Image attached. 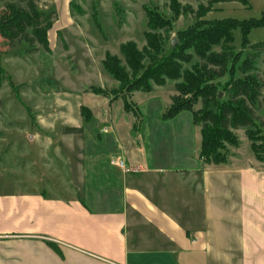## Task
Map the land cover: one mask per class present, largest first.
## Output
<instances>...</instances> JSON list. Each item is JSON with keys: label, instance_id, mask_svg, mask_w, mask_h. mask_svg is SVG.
<instances>
[{"label": "crops", "instance_id": "1", "mask_svg": "<svg viewBox=\"0 0 264 264\" xmlns=\"http://www.w3.org/2000/svg\"><path fill=\"white\" fill-rule=\"evenodd\" d=\"M164 112L102 116L86 191L0 189V264H264V160L207 163L200 128Z\"/></svg>", "mask_w": 264, "mask_h": 264}, {"label": "rangeland", "instance_id": "2", "mask_svg": "<svg viewBox=\"0 0 264 264\" xmlns=\"http://www.w3.org/2000/svg\"><path fill=\"white\" fill-rule=\"evenodd\" d=\"M113 1L120 6V14L116 13ZM250 1L247 5L237 1L214 2L209 12L195 16L200 1L178 0L192 10H183L185 14L176 17L171 0H39V8L52 14L48 49L38 43L29 45L23 40L10 41L0 36L1 63L17 88L12 90L4 80L0 89V189L44 188L67 196L86 191L91 175L102 169L98 164H102L104 158L110 160L103 154L111 144L105 131H101L107 124L102 116L110 111H124L135 117V112L138 123L141 113L151 118L171 105L172 96L178 95L175 81L167 80L162 86L152 84L149 92L128 94L106 73L101 63L107 51L123 59L119 46L128 40L142 48L147 29L145 9H156L171 22L168 34L163 29L157 30L163 37L166 55L171 50V38L177 40L178 32L197 20L258 18L264 11V0ZM5 2L0 0V16ZM202 2L206 4V0ZM80 10L84 14L81 15ZM232 35L231 42L212 46L216 53L226 52L228 48L234 54L241 53L237 60L230 59L226 75L210 81L217 86L220 101L227 99L228 90L224 87L233 72L235 78L255 72L262 76L264 52L259 53L255 64L251 65L246 55L252 49L250 45L242 47L240 29H234ZM248 39L250 43L264 39V28L252 29ZM184 55L188 58V62L181 63L184 71L201 63L193 50L185 51ZM243 65L254 66L255 70L242 73ZM92 88H100L102 92L97 94ZM261 94L264 95V87ZM202 106L201 101L196 102L193 112L198 114ZM208 108L213 112L218 110L214 104ZM181 112L179 121L193 120V112ZM255 123L259 131L252 133L257 139L264 135V107L255 111ZM193 124L200 128V135L201 123L193 121ZM69 127L78 130L67 133L65 130ZM231 131L237 145L225 143L221 152L226 160L238 156V152L254 153L245 127ZM256 142V155L264 158V142Z\"/></svg>", "mask_w": 264, "mask_h": 264}, {"label": "trees", "instance_id": "3", "mask_svg": "<svg viewBox=\"0 0 264 264\" xmlns=\"http://www.w3.org/2000/svg\"><path fill=\"white\" fill-rule=\"evenodd\" d=\"M39 0H6L5 9L0 16V36L10 41L23 40L29 45L38 43L44 49L49 48L48 28L51 26L52 14L45 13L38 6ZM198 4L195 16L203 15L211 10L214 2L237 1L247 5L250 0H206ZM112 5L117 14L121 9L116 1ZM172 10L176 17L190 12L189 6L181 5L178 0H171ZM146 31L144 32L145 44L142 48L133 40L123 42L119 51L123 59L107 51L102 60L103 69L108 75L118 82L119 87L125 93L135 91L149 92L152 84L165 85L167 80L174 82L178 95L172 96L171 105L162 115L163 119H170L181 111L193 112V104L201 101L203 104L199 113L193 112V121L201 123V147L199 156L207 163H224L225 155L221 150L225 149V143L237 145V138L231 129L245 127L251 142V149L257 156L256 141L264 142V135L253 137V130H258L255 123V111L264 107V95L261 89L264 87V58L262 76L246 74L244 78H235L233 74L226 83L224 89L228 90L227 99L220 101L217 86L210 83L216 77H222L229 72L228 62L232 57L237 60L241 53H233L230 48L226 52L216 53L212 46L223 44V41H232V31L240 29L242 47L250 45L251 53L246 55L251 65L264 52V39L250 43L248 35L254 28H264V11L258 18L237 20L225 18L221 20H197L195 24L186 30L178 32L177 43L171 46L168 54L163 53V37L157 32L163 29L166 34L171 29L169 19L160 15L156 9H145ZM79 13L84 14L83 10ZM185 14V13H184ZM95 16V13H94ZM97 25L98 22H97ZM223 47V45H222ZM193 50L201 59V63L192 70H183L181 63L188 62L184 52ZM241 72L254 71L255 67L241 66ZM231 71V70H230ZM7 80L12 90L17 89L10 76L6 73L1 63L0 56V89L3 81ZM95 93L102 92L100 88H92ZM185 96L184 99L181 97ZM125 99V97H124ZM125 101V100H123ZM210 104L217 106L213 112L208 107ZM126 106V105H125ZM83 109L84 106H81ZM128 111H133L126 107ZM135 117L137 116L133 112ZM76 127L66 128L67 133L77 131ZM259 131V130H258Z\"/></svg>", "mask_w": 264, "mask_h": 264}, {"label": "built area", "instance_id": "4", "mask_svg": "<svg viewBox=\"0 0 264 264\" xmlns=\"http://www.w3.org/2000/svg\"><path fill=\"white\" fill-rule=\"evenodd\" d=\"M111 164L122 169L125 173L136 171V168L128 166L121 158L112 159Z\"/></svg>", "mask_w": 264, "mask_h": 264}, {"label": "water", "instance_id": "5", "mask_svg": "<svg viewBox=\"0 0 264 264\" xmlns=\"http://www.w3.org/2000/svg\"><path fill=\"white\" fill-rule=\"evenodd\" d=\"M176 43H177L176 37H172L170 41L171 46H175Z\"/></svg>", "mask_w": 264, "mask_h": 264}]
</instances>
